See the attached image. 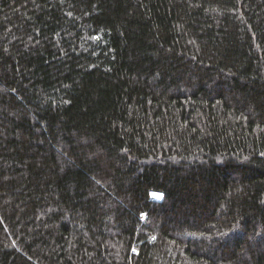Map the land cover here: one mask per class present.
<instances>
[{"label": "trees", "instance_id": "trees-1", "mask_svg": "<svg viewBox=\"0 0 264 264\" xmlns=\"http://www.w3.org/2000/svg\"><path fill=\"white\" fill-rule=\"evenodd\" d=\"M0 264H264V0H0Z\"/></svg>", "mask_w": 264, "mask_h": 264}, {"label": "rangeland", "instance_id": "rangeland-1", "mask_svg": "<svg viewBox=\"0 0 264 264\" xmlns=\"http://www.w3.org/2000/svg\"><path fill=\"white\" fill-rule=\"evenodd\" d=\"M159 199H154V201H158Z\"/></svg>", "mask_w": 264, "mask_h": 264}]
</instances>
